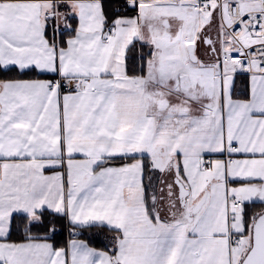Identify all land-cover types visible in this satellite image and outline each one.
Masks as SVG:
<instances>
[{"label": "snow or ice", "instance_id": "snow-or-ice-1", "mask_svg": "<svg viewBox=\"0 0 264 264\" xmlns=\"http://www.w3.org/2000/svg\"><path fill=\"white\" fill-rule=\"evenodd\" d=\"M0 264H264V0H0Z\"/></svg>", "mask_w": 264, "mask_h": 264}]
</instances>
